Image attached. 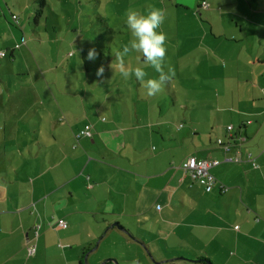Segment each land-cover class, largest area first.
<instances>
[{
  "label": "crops",
  "instance_id": "0c3cea01",
  "mask_svg": "<svg viewBox=\"0 0 264 264\" xmlns=\"http://www.w3.org/2000/svg\"><path fill=\"white\" fill-rule=\"evenodd\" d=\"M206 1L170 5L184 25L174 63L182 87L189 96L195 81L215 115L208 138L191 118L175 128L173 109L143 113L119 101L94 119L59 100L62 113H0V145L10 138L20 151L0 153L12 169L0 180V264H264V0ZM169 27L165 18L167 38ZM86 125L92 136L79 137ZM218 139L243 161L213 168L209 193L182 164L223 159Z\"/></svg>",
  "mask_w": 264,
  "mask_h": 264
},
{
  "label": "rangeland",
  "instance_id": "374dc122",
  "mask_svg": "<svg viewBox=\"0 0 264 264\" xmlns=\"http://www.w3.org/2000/svg\"><path fill=\"white\" fill-rule=\"evenodd\" d=\"M46 1L47 6L37 22L39 0H0V113L5 111L6 106L10 112L26 113L30 118L38 112L62 113L63 109L56 110L53 106V102L59 100L67 109L94 119L99 110L108 113V108L119 101L121 106L127 103L132 110L136 108L143 113L151 105L156 106L157 110L173 109L175 128L183 123L187 126L191 118L199 121L198 129L205 136L200 138H208L215 118L212 107L205 108L201 103L195 81L190 84L192 87H189V96H186V86L182 87L185 73L181 77L175 69L178 50L183 47L184 36L181 34L184 25L175 22L179 14L173 9L177 6L173 0ZM163 2L170 7L172 3L175 6L171 7L172 10L168 9L166 16L171 31L167 43L172 54L166 57L165 69L170 67L175 72L172 78L177 87L175 89L182 97L179 100L175 96L172 98L168 89L170 80L162 85L160 92L149 96L147 89L134 76L127 80L122 77V67L130 73L136 67H142L147 74L145 79L158 78L159 73L149 63H143L137 55L141 52H130L122 64L115 57L116 51L132 39L124 23L128 9L144 10L152 6L163 9ZM193 4L196 6L197 0H193ZM14 36L19 40L17 48L11 47L16 42ZM12 48L16 49L13 58L10 52ZM91 49L98 53L95 60L88 59ZM101 65L105 71L98 76L97 69ZM206 86V90H210V86ZM70 97H77L78 105L75 102L72 104ZM188 99L190 103H187ZM38 127L32 126L29 134L37 135L35 131ZM2 146L9 156L13 147L16 154L20 152L17 149L19 146L15 145L16 148L10 138L7 142L3 139L0 153ZM185 153L181 150L179 157ZM9 163L0 161V180L12 176Z\"/></svg>",
  "mask_w": 264,
  "mask_h": 264
},
{
  "label": "clouds",
  "instance_id": "9594fccd",
  "mask_svg": "<svg viewBox=\"0 0 264 264\" xmlns=\"http://www.w3.org/2000/svg\"><path fill=\"white\" fill-rule=\"evenodd\" d=\"M165 18V10L155 6L144 10L129 8L124 23L129 29L132 39L129 44L124 45L115 53L116 59L122 64L130 52H141L145 63H149L159 73L158 78L145 79L147 74L142 67H136L132 73L121 68L122 77L127 80L130 76H134L147 89L149 96L160 92L162 85L175 75L174 70L170 67L165 71L168 52L167 34L162 29ZM97 56L98 53L95 49L89 50V60H95ZM104 71L105 68L101 65L97 69V75L102 76Z\"/></svg>",
  "mask_w": 264,
  "mask_h": 264
},
{
  "label": "built area",
  "instance_id": "2783aa9c",
  "mask_svg": "<svg viewBox=\"0 0 264 264\" xmlns=\"http://www.w3.org/2000/svg\"><path fill=\"white\" fill-rule=\"evenodd\" d=\"M201 6L204 8H209V4L206 0H201ZM18 20V18H15ZM19 45H17L18 47ZM2 56L5 53H1ZM229 132L233 130V126L228 127ZM92 136V128L90 125H86L85 128L79 134V137H91ZM232 139V138H231ZM217 145L224 150L226 156L223 159H201L197 156L188 157L184 163L182 164V169L189 174L195 182H197L201 187L204 188L206 192H212L217 184V178L211 172L213 168L220 165L221 163H239L242 162L243 159L241 157V153L238 152L237 155H230L233 143L231 141H224L223 139L217 140ZM59 227L66 229L68 228V223L64 219H59L57 221ZM235 229H239V226H236ZM29 254L35 253V246H31L28 248Z\"/></svg>",
  "mask_w": 264,
  "mask_h": 264
},
{
  "label": "trees",
  "instance_id": "16d2710c",
  "mask_svg": "<svg viewBox=\"0 0 264 264\" xmlns=\"http://www.w3.org/2000/svg\"><path fill=\"white\" fill-rule=\"evenodd\" d=\"M40 4V8L37 10L36 12V21L38 20L39 17H41L43 15V9L47 6V1L46 0H39L38 2ZM38 22V21H37ZM201 264H210L211 261L204 259V258H200L198 260Z\"/></svg>",
  "mask_w": 264,
  "mask_h": 264
},
{
  "label": "water",
  "instance_id": "95a60500",
  "mask_svg": "<svg viewBox=\"0 0 264 264\" xmlns=\"http://www.w3.org/2000/svg\"><path fill=\"white\" fill-rule=\"evenodd\" d=\"M115 226L119 227V225H118V224H115ZM116 264H117V263H116Z\"/></svg>",
  "mask_w": 264,
  "mask_h": 264
}]
</instances>
